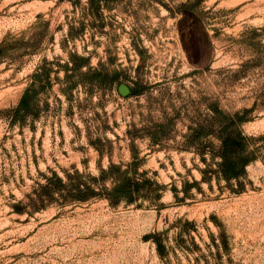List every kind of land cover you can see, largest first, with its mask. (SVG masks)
Masks as SVG:
<instances>
[{
  "label": "rangeland",
  "instance_id": "1",
  "mask_svg": "<svg viewBox=\"0 0 264 264\" xmlns=\"http://www.w3.org/2000/svg\"><path fill=\"white\" fill-rule=\"evenodd\" d=\"M187 1L107 0L96 9L87 0L76 6L0 0V43L24 37L35 48L0 63V264H164L145 239L154 232L164 233L170 264H205L195 260L202 253L213 264L211 252L223 264H264V0H204L180 23L179 5ZM70 27L83 31L71 37ZM181 33L191 37V52L209 51L207 69L195 71ZM82 63L83 71H118L119 84L138 83L144 93L127 97L118 84L79 85L68 99L62 89L78 79L74 68ZM39 68L52 84L40 91L23 126L12 125L7 110L17 106ZM216 104L228 113L256 104L241 129L256 137L259 158L240 181L203 183L202 192L192 189L181 201L171 188L182 197L185 182L202 178L199 152L209 149L206 158L213 162L220 145L214 135H202L218 130ZM132 144L146 155L143 168L168 186L165 208L111 207L99 200L32 216L13 212L43 173L77 167L98 174L110 162L127 164ZM184 222L192 223L186 244L195 242L202 252L176 243Z\"/></svg>",
  "mask_w": 264,
  "mask_h": 264
},
{
  "label": "trees",
  "instance_id": "2",
  "mask_svg": "<svg viewBox=\"0 0 264 264\" xmlns=\"http://www.w3.org/2000/svg\"><path fill=\"white\" fill-rule=\"evenodd\" d=\"M60 1H67L73 6L81 3V0ZM103 1L107 0H87V4L100 9ZM203 1L188 0L181 3L178 13L182 17L179 22L186 21L188 12L197 8ZM94 15L96 16V14ZM101 29L102 26H100L99 32H102ZM82 31L83 27L75 30L70 27L68 30L71 37H75L74 33ZM191 40V37L188 38L186 34L181 33L182 45L188 59L198 67V70L195 71L207 69L208 65H204V62L208 59L209 51L207 49H197L191 52ZM202 42L205 46L210 45L209 36L205 32L202 33ZM32 46L33 44H30L29 41H24V37L16 38L14 43H10L7 37L0 43V63L8 60L16 62L19 57L32 53L35 49H32ZM84 66H87V64L82 63L74 68L78 79L70 81L68 86L62 89L68 99H71L72 90L79 85L107 87V85L117 86L118 84L119 87L120 73L118 71L109 73L101 68L94 67L83 71ZM69 71V68H65L67 81L71 77ZM33 78V84L24 91L17 106L7 110L12 125L23 126L26 118L37 107L40 91L45 85L51 86L52 84L49 72L44 71L43 68H39L34 73ZM144 90L145 88L137 83L135 87L131 88V94L127 97L141 95ZM255 105L250 108H242L234 113L226 112L218 104L213 107V117L219 125L218 130L216 132L206 131L202 135L205 137L214 135L220 141V145L212 155L213 162L208 161L206 158L209 149L204 148L199 152L201 160L205 164V167L199 170L202 178L200 181L185 182L181 190L184 193L182 197L178 196L179 190L176 186H173L171 191L176 199L184 200L192 189L202 192L201 185L203 183L212 188L215 180L218 183L224 180L231 184L234 181H240L247 175V166L256 161L259 156L258 149L253 146L256 137L245 134L241 126L249 120L248 115L254 110ZM160 126L163 127L164 124H160ZM209 145L212 146L213 143L210 142ZM130 151L131 160L127 164L110 162L107 167L100 166L98 174H93L86 169L80 170L77 167L65 169L63 175L55 170H50V174L43 173L42 180L36 182L32 191L25 195V201H18L13 206V212L32 216L35 212L45 210L51 206L64 208L99 200L106 201L111 207L132 205L136 208H156L158 210L165 208L167 205L163 198L168 186L156 178L155 172L143 168L146 155L141 156V151L134 144L131 145ZM214 159L218 160L214 161ZM239 189L234 188V186L231 188L235 192L241 191ZM179 222H183V220L180 219ZM184 224L185 226L182 225L177 228L176 243L189 253L202 252L201 247L195 242L193 247L186 244L185 236L190 235L187 226L192 225V223L184 222ZM163 235L162 232L149 233L145 236V239L153 241L164 264H170L168 261L170 246L166 244ZM202 258L205 264H212L205 253L195 256L198 263ZM211 258L214 261L213 264H223L213 252H211Z\"/></svg>",
  "mask_w": 264,
  "mask_h": 264
},
{
  "label": "water",
  "instance_id": "3",
  "mask_svg": "<svg viewBox=\"0 0 264 264\" xmlns=\"http://www.w3.org/2000/svg\"><path fill=\"white\" fill-rule=\"evenodd\" d=\"M118 91L123 96H129L131 94V88L125 83H121L118 87Z\"/></svg>",
  "mask_w": 264,
  "mask_h": 264
}]
</instances>
